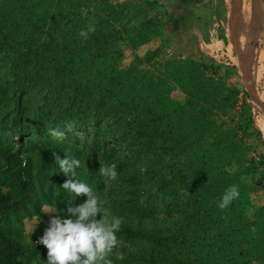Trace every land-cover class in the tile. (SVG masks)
Returning <instances> with one entry per match:
<instances>
[{
  "label": "trees",
  "instance_id": "16d2710c",
  "mask_svg": "<svg viewBox=\"0 0 264 264\" xmlns=\"http://www.w3.org/2000/svg\"><path fill=\"white\" fill-rule=\"evenodd\" d=\"M180 2L188 29L196 0ZM168 15L158 0H0V264L47 257L22 225L45 217V205L65 214L68 177L56 172L54 152L80 158L76 178L123 217L114 264H264V202L253 192L257 184L264 196V151L251 153L250 143L264 140L243 84L228 82L238 66L220 72L202 53L167 57L159 47L139 54ZM53 128L103 142H58ZM112 163L119 175L107 181L99 167ZM232 184L240 196L220 209Z\"/></svg>",
  "mask_w": 264,
  "mask_h": 264
},
{
  "label": "rangeland",
  "instance_id": "374dc122",
  "mask_svg": "<svg viewBox=\"0 0 264 264\" xmlns=\"http://www.w3.org/2000/svg\"><path fill=\"white\" fill-rule=\"evenodd\" d=\"M158 2L161 6L164 7L165 5L169 9V15L165 19L166 23L164 25V30L162 31L161 35H159V37H156L147 44L138 47L137 51L139 54H143L147 50L149 51L159 47L163 50V56L167 57L178 53L196 57L199 53H202L207 57L214 59V62L219 68L220 72H224V69L229 67L228 63H233L238 66L239 60L234 51L230 36L229 21L231 3L229 0H227L225 9L219 8V6L222 7V5L219 3L220 0H212V2H209L208 0H196V2H193L192 4L190 3L192 8L195 6L199 7L203 3L206 5L207 2L210 3V5L214 3L216 10H211L208 17H198L196 14H194L196 16H194V18L189 23L188 29H183L180 27L184 10V5L180 2V0H158ZM192 8H190V10ZM155 11L159 14V16L164 15L160 8ZM250 18L252 19L251 24L253 21L255 24V26H252L251 28L248 24V19ZM239 21V37L242 44L241 54L245 62V74L250 85L255 89L257 94L260 96V99L264 101V0H241ZM222 32L227 33L228 44L224 43L220 39ZM132 59V52L129 49L124 48V57L121 60V65L129 64ZM229 71L230 75L228 76V82L234 84L241 82V84H243L241 81L239 67L237 70L231 69ZM171 95L176 99L182 97L181 93L176 89L171 91ZM239 95L241 96V102V100H243V91H240ZM250 103L252 104V116L254 119L252 128H256L259 131V133H256L254 136H259L264 140V116L260 112V109L257 107V105L251 101ZM235 109V111H240V106ZM66 133L67 137L72 139L81 147H87L94 140L103 142L100 136H96L94 133H90L86 129ZM254 141L256 140L253 139L250 141L253 146L251 153L256 154V152L260 153L261 151H264V143L257 141L258 146H256ZM253 179L258 181L256 176H254ZM255 183L257 182H254V184ZM259 190L261 189L256 184L255 190L253 191L256 198L254 202L256 204L264 202L262 191ZM44 211L46 212L45 217H32L23 219L22 230L24 237L26 238V242L29 244H39L37 241L43 235L44 230L48 227L50 217L55 215L53 209L48 205L44 206ZM34 224V230L32 231ZM40 247L45 252H47L45 246L40 244ZM43 264H45V262H43Z\"/></svg>",
  "mask_w": 264,
  "mask_h": 264
},
{
  "label": "clouds",
  "instance_id": "9594fccd",
  "mask_svg": "<svg viewBox=\"0 0 264 264\" xmlns=\"http://www.w3.org/2000/svg\"><path fill=\"white\" fill-rule=\"evenodd\" d=\"M90 31H94V26L81 29L79 35L87 39ZM67 128L71 131V125H67ZM48 131L58 142L63 141L67 135L60 128ZM53 155L58 166L56 172L68 177L60 188L71 196L65 202V214L50 217L48 227L37 241L47 249V257L43 261L45 264H114L109 257L121 243L117 233L121 230L123 217L111 214L93 186L76 178V170L82 166L80 158L73 155L61 157L55 152ZM83 166L86 167L85 161ZM99 172L107 181H114L119 175L115 163L100 166ZM80 196L86 198L75 203ZM239 196V186L230 185L223 192L218 207L228 208ZM119 259H123V256Z\"/></svg>",
  "mask_w": 264,
  "mask_h": 264
},
{
  "label": "water",
  "instance_id": "95a60500",
  "mask_svg": "<svg viewBox=\"0 0 264 264\" xmlns=\"http://www.w3.org/2000/svg\"><path fill=\"white\" fill-rule=\"evenodd\" d=\"M241 6V0H232L231 7H230V21H229V27H230V36L231 41L234 47V51L238 57V67L240 69L241 74V81L245 87V90L248 93L249 99L252 103L257 105V107L260 109V112L264 116V101L260 99L255 89L250 85L246 74H245V62L244 58L242 57V44L239 37V10Z\"/></svg>",
  "mask_w": 264,
  "mask_h": 264
},
{
  "label": "crops",
  "instance_id": "0c3cea01",
  "mask_svg": "<svg viewBox=\"0 0 264 264\" xmlns=\"http://www.w3.org/2000/svg\"><path fill=\"white\" fill-rule=\"evenodd\" d=\"M209 2H212V0H208ZM221 2H222V4H223V9L224 8H226V5H227V0H220ZM230 1V3L232 2V0H229ZM220 3V2H219ZM195 5V4H194ZM212 5L214 6V3H212ZM193 9V15L194 14H196L198 17H201V16H205V17H208L209 16V14H210V12H211V10H209L208 11V13H205L206 12V9H204V10H200L199 9V7H197V6H195L194 8H192ZM214 10H216L215 9V6H214V8H213ZM212 9V10H213ZM202 12V13H201ZM250 13H251V11H250ZM195 15V16H196ZM251 18L250 19H248V24H249V26H250V28L253 26H255V24H254V21H253V23L251 24ZM221 35H224V36H227V33H223L222 32V34ZM221 39V38H220ZM226 44H228L227 42H225ZM259 96V95H258ZM260 97V96H259ZM262 100V99H261Z\"/></svg>",
  "mask_w": 264,
  "mask_h": 264
}]
</instances>
